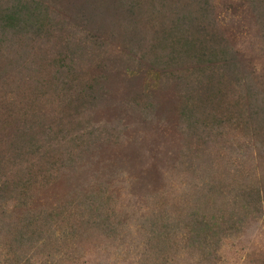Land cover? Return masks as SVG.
I'll list each match as a JSON object with an SVG mask.
<instances>
[{
	"label": "trees",
	"instance_id": "trees-1",
	"mask_svg": "<svg viewBox=\"0 0 264 264\" xmlns=\"http://www.w3.org/2000/svg\"><path fill=\"white\" fill-rule=\"evenodd\" d=\"M247 2L255 11L264 9V0ZM138 3L134 12L142 10V5L144 11L133 13L128 27L127 19L113 28L119 42L122 39L125 54L101 50L107 60L100 61L97 72L87 77L82 60L89 38L76 42L60 37L56 43L65 49L64 56L46 60L54 73L49 79L57 97L54 108L34 114L33 126L23 122L14 127L9 119L3 121V127L11 130V138L16 134L7 153L0 149V238L8 240L6 260L9 253L16 262L24 260L19 254L27 242L24 236L31 235L28 241H35L36 235H42L53 224L50 220L57 217L64 222L77 218L84 224L90 216L110 235L130 228V214H123L129 210L128 205L118 206L115 193L106 185L90 189L78 182L77 172L95 178L104 147L117 143L97 134L93 117L109 93L102 92L106 85H114V80L124 82L135 65L156 74V85L161 89L154 91H173L179 131L188 141L179 163L190 173L186 183L193 189L191 198L185 192L179 196L181 201H157L155 209L143 219L146 246L142 263L186 264L190 255L197 258L198 264H223L225 240L240 236L252 214H262L264 46L259 47L257 58L246 57L235 40L219 31L212 0ZM2 22L3 35H16L26 27L30 31L24 35L31 36L36 44L42 43L38 39L39 26H29L22 15L16 17L5 10L0 12ZM98 28L92 30L99 36ZM1 44L8 48L12 41L4 39ZM105 45L111 47L110 43ZM19 49L13 57L14 66H23L27 46ZM257 64L263 66L258 68ZM123 69L127 70L125 74ZM153 88L143 89L140 97L146 102H136L134 111L153 102ZM48 102L53 105L54 101ZM48 102L44 99L43 105ZM106 106L116 111L120 104L111 98ZM45 116L50 120L46 127L37 120L40 117L43 121ZM198 148L202 150L200 155L194 153ZM203 154L202 162H195L196 156L201 158ZM252 162H256L255 181L250 179ZM215 171L219 177L212 178ZM196 178L201 186L192 183ZM45 193H58L59 198L47 207L37 208ZM42 222L47 224L37 225ZM257 264H264V258Z\"/></svg>",
	"mask_w": 264,
	"mask_h": 264
},
{
	"label": "rangeland",
	"instance_id": "rangeland-1",
	"mask_svg": "<svg viewBox=\"0 0 264 264\" xmlns=\"http://www.w3.org/2000/svg\"><path fill=\"white\" fill-rule=\"evenodd\" d=\"M212 1L219 31L226 38L235 40L246 57L255 59L260 56L259 47L264 46V9L255 11L253 7H249L247 0ZM136 3L138 0H0V12L6 10L16 17L22 15L29 26L38 25V39L42 42L36 44L31 36H25L24 33L30 31L26 27L16 35L9 36L3 35L0 30L1 150L7 153L12 147V138L16 135L14 132L11 138V130L3 127L6 125L3 122L5 119H9L14 127L23 122L33 126L34 114L40 113V109L48 113L54 108L57 97L49 82L54 73L46 60L64 56L62 51L65 49H61L57 40L62 36L76 42L89 38L85 42L89 47L84 53L82 64L87 77H90L91 73L97 72L100 61L107 60L101 50L106 49L109 54L126 53L122 39L119 42L120 38L113 28L127 19L125 27H128L132 14L144 11L142 5V10L138 8L134 12ZM5 6L9 9H5ZM108 11L109 15L106 14ZM4 24L0 23V27L3 28ZM93 27H99V36L92 30ZM93 35L98 38L94 39ZM4 39L11 40L12 46L6 48L2 45ZM108 43L111 47L105 45ZM30 44L32 45L28 46ZM26 46L23 66H14L13 57L20 51L19 47ZM262 66L257 64L258 68ZM139 69L138 65L131 66V77L127 76L120 83L119 80H114V85L108 83L102 91L109 93L95 110L93 120L98 126L96 131L102 139L110 138L117 143L104 147L95 178L93 174H85L81 170L77 172L78 182L85 183L90 189L94 185H106L115 193L118 206L128 205L129 210L123 214H130V228L126 227L125 231L110 235L104 226L96 224L95 219L90 216L84 224L77 218L64 222L57 217L53 222L50 220L53 224L42 235H36L35 241H28L31 235L24 236L23 239L27 242L21 247L19 254L25 259L20 262H16L10 253L6 260L8 240L1 237L0 264H143L142 251L146 246V237L142 232L143 219L155 209L157 201H181L183 198L179 196L185 192L191 198L193 189L189 182L186 183L190 173L185 165L179 163L181 150L187 147L188 141L184 140L187 136L179 131L178 103L174 100L173 91H154L161 89L156 85V74L145 71L144 67V71ZM123 71L124 74L127 72L125 69ZM134 76L139 77L134 79ZM37 85L39 88H36ZM144 88H153V102L143 106L141 111H134L136 102H146V98L140 97ZM111 98L120 104L116 111L107 109L106 104ZM44 99L46 102L54 101L53 105L48 102L44 106ZM37 120L44 127L50 124L47 116L43 117V121L40 117ZM17 142L19 144V138ZM200 152L202 150L198 148L194 153L200 155ZM204 157V154L201 158L196 156L195 162H202ZM255 165L256 162L250 164V179L253 181ZM262 175L264 171L260 174ZM217 177L219 175L215 171L212 178ZM228 180L225 178V181ZM192 183L201 186L199 178ZM41 198L42 205L37 208L47 207V203L58 199L59 195L45 193ZM252 215L254 217L240 236L225 240L223 264H257L264 258V208L261 215ZM45 223L47 224L42 222L37 225ZM69 224L72 228L67 226ZM185 260L186 264H198L194 256L188 255Z\"/></svg>",
	"mask_w": 264,
	"mask_h": 264
}]
</instances>
